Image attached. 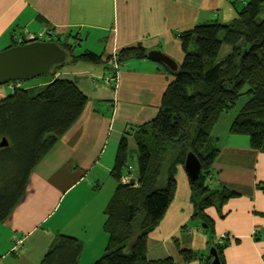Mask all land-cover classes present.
<instances>
[{"label":"crops","instance_id":"0c3cea01","mask_svg":"<svg viewBox=\"0 0 264 264\" xmlns=\"http://www.w3.org/2000/svg\"><path fill=\"white\" fill-rule=\"evenodd\" d=\"M240 1L0 0V50L48 30L78 45L84 34L86 40L91 36L103 42L101 51H93L102 55V62L68 58L43 82L72 79L88 99L77 121L35 164L11 214L0 220V264H39L56 229L80 240L77 264H91L103 253V210L114 192L109 178L118 142L126 136L129 143L133 129L156 116L172 79L159 61L129 58L119 65L115 86H107L103 82L107 56L141 44L146 54L160 50L178 65L183 57L178 33L211 20L233 22ZM232 111L221 113L211 129L219 151L210 182L215 189L225 187L237 195L220 209H206L214 220V230L208 234L192 217L189 179L179 167L173 197L148 231V258L171 256L175 264H209L211 246L226 236L224 264H264V152L251 148L244 134L230 133L237 110ZM13 235L21 238L16 249ZM175 238L181 248L200 253L201 258L184 260Z\"/></svg>","mask_w":264,"mask_h":264},{"label":"trees","instance_id":"16d2710c","mask_svg":"<svg viewBox=\"0 0 264 264\" xmlns=\"http://www.w3.org/2000/svg\"><path fill=\"white\" fill-rule=\"evenodd\" d=\"M236 10L237 18L231 23L211 20L178 33L182 61L176 70L165 65L172 79L162 93L158 112L131 132L137 162L136 177L130 176L128 181L123 177L133 173L132 165L127 164L131 149L126 136L118 142L110 170L117 185L103 210L105 253L92 264H175L171 256L148 258L147 239L173 197L176 166L183 165L188 151H193L201 164L197 179L188 178L192 217L206 233L213 232L214 220L206 209H220L237 193L211 186L212 164L219 149L210 133L220 114L232 111L242 95L246 99L236 109L229 131L247 135L250 147L264 152V0H241ZM51 40L71 60H103L101 54L89 49L74 52L76 43L70 40L59 36ZM13 45L17 44L9 47ZM112 56H107L106 68ZM115 56L119 64L147 57L141 44L123 48ZM11 92L0 99V140L4 137L7 141L0 146V220L11 214L24 195L35 164L77 121L88 99L65 77L32 87L19 85ZM261 187L264 189V182ZM220 240L211 247L224 264L226 237ZM174 243L184 260L201 258L200 253L181 248L176 238ZM81 248L76 237L59 233L39 264H77ZM207 259L210 264L212 256Z\"/></svg>","mask_w":264,"mask_h":264},{"label":"water","instance_id":"95a60500","mask_svg":"<svg viewBox=\"0 0 264 264\" xmlns=\"http://www.w3.org/2000/svg\"><path fill=\"white\" fill-rule=\"evenodd\" d=\"M147 57L176 70L177 63L160 50H150ZM68 59V53L53 40H33L13 45L0 50V84L10 81L30 79L49 73L51 66ZM7 144L3 137L0 146ZM184 170L191 180H196L201 171V164L193 151H188L183 163ZM210 264H221L216 249L210 248Z\"/></svg>","mask_w":264,"mask_h":264},{"label":"rangeland","instance_id":"374dc122","mask_svg":"<svg viewBox=\"0 0 264 264\" xmlns=\"http://www.w3.org/2000/svg\"><path fill=\"white\" fill-rule=\"evenodd\" d=\"M84 37H85V34H84ZM84 37L81 39V42H80L79 45L78 44L75 45L74 52H80V51H82L83 49H86V48H89V50L96 51V52L101 51V47L103 46L102 40H99V41L96 40V39L93 40V38H91V36L86 40V39H84ZM55 68H60V67L58 66V64H57V66L53 65L51 67V71L49 73H45V74H42L40 76H36L34 78L17 80V81L20 83V85L22 87H31V86H34V85H36L38 83H43V82L47 81L51 77V72L54 71ZM11 91H12V89L9 88L8 83L0 84V99L2 97L6 96V95H9L10 93H12ZM245 99H246V95L240 96L237 99L236 104H235V107L233 108V110H236L238 108V106H240V104ZM231 112H233V111H231ZM244 136H247V135H244ZM128 145H129V147L131 149V155L128 157V163L127 164H131L132 165V172H133V174L132 173L131 174L134 177H136V174L135 173H136L137 151H136V146H135L134 140L133 139H130V142L128 143ZM179 167H183V165L182 164H177V166H176V174H178L179 171H180L179 170ZM183 169H184V167H183ZM109 180L111 182L110 183V185H111V190L110 191H114L115 186L117 185V181L114 178H112V177H110ZM106 186H108V185H106ZM67 201L68 200H66L63 203V206L66 204ZM62 208L63 207H61V210H62ZM61 210L59 209L58 212H60ZM59 233L60 234H66L64 232H61V230L59 231V230L56 229L55 235H57ZM72 236H74V235H72ZM74 237H76V236H74ZM106 241H107V233H106ZM105 245H106V243H105ZM104 253H105V247H104L103 253L101 255H103ZM207 254H208V252H207ZM99 257H97V258H99ZM97 258H95L94 260H96ZM92 262H91V264H92Z\"/></svg>","mask_w":264,"mask_h":264},{"label":"built area","instance_id":"2783aa9c","mask_svg":"<svg viewBox=\"0 0 264 264\" xmlns=\"http://www.w3.org/2000/svg\"><path fill=\"white\" fill-rule=\"evenodd\" d=\"M53 37V33L51 32V30L45 31V32H37L33 35H31L26 42L28 41H33V40H51V38ZM21 39V38H19ZM109 67L107 68V71L103 77V82L105 85L107 86H111L114 87L116 82H117V76H118V71H119V62L116 59L115 54H113V56L109 59ZM20 83L18 81H10L8 82V86L10 89H14L16 86H19ZM129 168L131 169L132 167L129 166ZM130 174L126 175L125 177H123L124 181H128L130 178ZM226 237V236H223ZM221 237V238H223ZM220 242H222V240H220ZM21 244V238L18 237L17 235H13V249H16L19 245Z\"/></svg>","mask_w":264,"mask_h":264}]
</instances>
